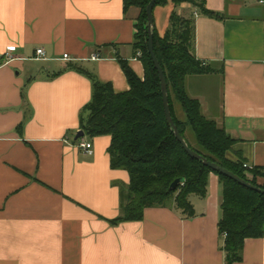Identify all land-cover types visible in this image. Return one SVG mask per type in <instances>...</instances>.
Listing matches in <instances>:
<instances>
[{
    "label": "crops",
    "instance_id": "1",
    "mask_svg": "<svg viewBox=\"0 0 264 264\" xmlns=\"http://www.w3.org/2000/svg\"><path fill=\"white\" fill-rule=\"evenodd\" d=\"M204 7L216 17L168 1L153 10L155 30L165 33L173 11L193 18L194 56L208 72L185 78L186 95L235 141L230 160L264 168V6ZM139 16L123 0H0V264H225L217 175L204 198H190L193 219L148 208L142 221L113 226L129 176L110 168L109 136L84 135L90 156L76 146L89 76L126 92L122 60L144 78ZM38 48L45 56L34 60ZM8 49L15 59L4 64ZM234 264H264V235L245 240Z\"/></svg>",
    "mask_w": 264,
    "mask_h": 264
},
{
    "label": "trees",
    "instance_id": "2",
    "mask_svg": "<svg viewBox=\"0 0 264 264\" xmlns=\"http://www.w3.org/2000/svg\"><path fill=\"white\" fill-rule=\"evenodd\" d=\"M150 1L123 0L125 10L130 6L140 9L133 45L141 52L144 78L139 79L122 60L118 62L128 84L126 92L117 94L111 84H102L89 76L91 99L80 119L79 129L85 136L110 137L107 150L110 168L123 170L129 176V184L120 194L121 214L108 221L113 226L142 221L148 208H170L184 220L193 219L195 211L190 198L205 197L208 177L213 173L186 154L165 120L158 74L146 46L145 10ZM168 1L174 7L189 4L209 17H216L205 9L204 0H158L153 10ZM194 41L193 18L176 11L170 14L162 36L153 29V50L165 78L172 120L194 153L264 191V168L247 169L243 161L230 160L228 154L235 141L213 121L204 118L198 101L186 95L185 78L208 72L195 59ZM174 104L179 105L185 120L177 118ZM213 174L218 176L222 190L218 231L221 236L226 235L225 264H234L241 260L245 240L264 235V195ZM177 179H183V183L170 189ZM259 179L263 180L261 184Z\"/></svg>",
    "mask_w": 264,
    "mask_h": 264
},
{
    "label": "water",
    "instance_id": "3",
    "mask_svg": "<svg viewBox=\"0 0 264 264\" xmlns=\"http://www.w3.org/2000/svg\"><path fill=\"white\" fill-rule=\"evenodd\" d=\"M158 0H151L145 10V14H146V19H147V25H146V29H147V50H148V54L150 56V59L153 63L154 69L156 70L157 74H158V78H159V82H160V88H161V96H162V103H163V110H164V115H165V120L171 130V132L173 133L175 139L180 143V145L182 146L183 150L186 152V154L191 157L192 159H195L196 161L202 163L205 167L209 168L213 173H217L219 175L225 176L229 179H231L232 181L236 182L237 184L250 189L254 192H257L259 194L264 195V191L252 186L251 184L245 182L244 180L240 179L239 177H237L236 175L232 174L231 172L219 167L218 165L211 163L209 161H207L206 159L202 158L201 156L197 155L196 153H194L186 144L185 140L183 139V137L180 135V133L178 132L171 114H170V109H169V102H168V94H167V86H166V82H165V78L163 75V72L159 66L158 60L155 56L154 50H153V29H154V19H153V8L155 3ZM84 137V133L82 131H78L76 133L75 136V141H77L79 138H83ZM183 183V179H177L175 180L171 186L170 189L174 190L178 184Z\"/></svg>",
    "mask_w": 264,
    "mask_h": 264
},
{
    "label": "built area",
    "instance_id": "4",
    "mask_svg": "<svg viewBox=\"0 0 264 264\" xmlns=\"http://www.w3.org/2000/svg\"><path fill=\"white\" fill-rule=\"evenodd\" d=\"M257 4L260 6H264V0H256ZM11 49H8L7 51H5L3 53V59H4V64H7L8 62L14 60L15 58L13 57V55L11 54ZM45 56V52L43 50V48H38L35 50V56H34V60H41L43 59ZM136 58H141V52L137 51L136 53ZM64 61H68L69 57L67 55H63L62 58ZM99 59V56L97 54H93L91 56V60L92 61H97ZM77 148L81 149L84 153H86L87 155H92V147L90 143H87L84 141L83 138H79L77 141ZM244 168L250 169L248 167H246V165L243 166ZM223 239L226 237L225 234L222 235Z\"/></svg>",
    "mask_w": 264,
    "mask_h": 264
},
{
    "label": "rangeland",
    "instance_id": "5",
    "mask_svg": "<svg viewBox=\"0 0 264 264\" xmlns=\"http://www.w3.org/2000/svg\"><path fill=\"white\" fill-rule=\"evenodd\" d=\"M176 112L178 113L179 118H181L182 121L185 120V116H184L183 112L181 111V109H180L178 104L176 106Z\"/></svg>",
    "mask_w": 264,
    "mask_h": 264
}]
</instances>
